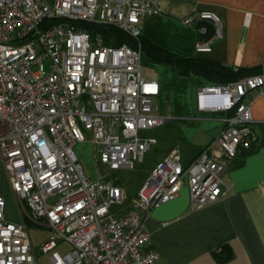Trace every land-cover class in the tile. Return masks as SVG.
<instances>
[{
    "label": "built area",
    "instance_id": "2783aa9c",
    "mask_svg": "<svg viewBox=\"0 0 264 264\" xmlns=\"http://www.w3.org/2000/svg\"><path fill=\"white\" fill-rule=\"evenodd\" d=\"M160 11V0H0V165L19 215L9 219L0 195V264H39L28 224L46 230L39 251L50 264H154L149 212L182 186L190 211L214 204L228 192L227 166L257 147L248 97L264 85V59L255 75L197 91L198 110L227 113L220 134L186 166L176 150L167 155L124 214L115 210L122 187L107 174H85L77 145L96 147L94 163L109 171L131 169L156 142L142 134L164 119L156 114L158 84L143 75L140 45L104 46L80 23L137 40L142 21ZM183 23L197 32L198 54L222 39L214 12H194Z\"/></svg>",
    "mask_w": 264,
    "mask_h": 264
},
{
    "label": "crops",
    "instance_id": "0c3cea01",
    "mask_svg": "<svg viewBox=\"0 0 264 264\" xmlns=\"http://www.w3.org/2000/svg\"><path fill=\"white\" fill-rule=\"evenodd\" d=\"M160 9L141 23L145 50L140 64L144 77L158 84L156 114L164 120L142 134L156 142L141 162L131 169L110 171L124 190V201L115 209L120 214L132 206L161 160L176 150L186 166L220 134L227 116L198 110L196 105L200 88L221 84L198 75H179L173 66L153 60L150 54L158 49L174 57L206 58L247 72L264 59V0H160ZM197 11L214 12L223 22L222 39L208 54L195 52L197 32L183 23ZM248 98L258 135L255 151L238 155L227 166L228 192L214 204L190 211L188 189L182 186L176 198L149 212L144 225L150 249L159 255L154 264H217L212 252L223 246L233 255L224 264H264V85ZM84 144L92 145L85 142L76 147Z\"/></svg>",
    "mask_w": 264,
    "mask_h": 264
},
{
    "label": "trees",
    "instance_id": "16d2710c",
    "mask_svg": "<svg viewBox=\"0 0 264 264\" xmlns=\"http://www.w3.org/2000/svg\"><path fill=\"white\" fill-rule=\"evenodd\" d=\"M80 27H82L89 34H91L93 38L99 37L101 39L102 45L104 46L119 47L121 45H127L132 48H137L139 44L141 52L145 50L144 42L141 37L137 40L132 39L116 28L86 23H80ZM155 51L156 53L150 54V57L155 61H159L173 66L179 75H198L219 84L237 82L241 79L255 75L259 72V67H257V69L255 70H252L251 72L243 71L239 68L237 71H234L232 67H225L217 62L206 58L182 59L174 57L162 50L156 49ZM255 149L256 147L250 150H241L239 156L243 157L249 153H252L253 151H255ZM212 255L217 264H224L230 261L233 257L232 252L228 246H223L219 250L212 252Z\"/></svg>",
    "mask_w": 264,
    "mask_h": 264
},
{
    "label": "rangeland",
    "instance_id": "374dc122",
    "mask_svg": "<svg viewBox=\"0 0 264 264\" xmlns=\"http://www.w3.org/2000/svg\"><path fill=\"white\" fill-rule=\"evenodd\" d=\"M97 38L99 40H101L99 37H97ZM50 66H51V63L49 61L44 62V68H45V71L47 73L50 72ZM144 74L146 76H148L149 73L147 70H145ZM74 150H75V153H76L79 161L82 164V167H83L85 174L89 178L95 180V179L99 178L100 176H102L103 174H107V177L116 181V177H115V175H113L112 172H110L107 168L100 167V166L96 165L93 162V156L97 154V148L96 147H94L93 145H90V147H89V146L84 144L80 148L76 147ZM0 195H2L6 200V205H7L6 215L9 218L16 220L19 217L18 212H17V208H16V202H15L14 196L10 190L8 180H7V177H6V174L4 172L2 165H0ZM28 226H29V229H28L29 237H30L31 242L33 244V248H34L35 253L37 255L39 264H50L48 256L45 254H41L39 251L40 243L43 242L47 237L46 230L44 228L43 229H37L33 226H30L29 224H28ZM64 249H66L65 245L60 246V250H64Z\"/></svg>",
    "mask_w": 264,
    "mask_h": 264
}]
</instances>
